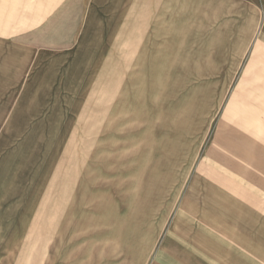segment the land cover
<instances>
[{"label":"rangeland","instance_id":"1","mask_svg":"<svg viewBox=\"0 0 264 264\" xmlns=\"http://www.w3.org/2000/svg\"><path fill=\"white\" fill-rule=\"evenodd\" d=\"M34 2L0 0V56L2 38L11 34L6 31L18 26L22 10ZM193 35L182 73L174 67L157 73L151 66L128 84L123 107L106 119V113L77 110L73 127H67L69 114H59V125L47 129L60 143L61 177L59 227H54L59 235L55 242L45 240L44 264L104 263L98 245L115 226L103 221H114L117 206L122 210L118 228L140 236L125 240L119 264H149L144 238L153 229L157 264L173 257L187 262L178 250L163 256V233L170 225L197 222L207 208L216 209L222 221L230 219L237 232L233 237L245 243L252 264H264V0H235L234 12L221 9L214 24ZM127 72L128 77L133 73ZM65 99L73 105L79 98L76 103ZM88 104L105 105L99 97ZM236 132L246 138L236 142ZM69 168L75 171L74 188L66 176ZM50 188L45 220L53 201ZM85 238L92 241L91 249L84 246ZM0 259V264L15 259L35 264L32 257Z\"/></svg>","mask_w":264,"mask_h":264},{"label":"crops","instance_id":"2","mask_svg":"<svg viewBox=\"0 0 264 264\" xmlns=\"http://www.w3.org/2000/svg\"><path fill=\"white\" fill-rule=\"evenodd\" d=\"M234 8L235 0H35L25 13L22 10L18 26L2 38L0 56V258L32 257L35 264H44L49 254L45 240L58 239L54 227L60 217V143L47 129L59 125V114H69L68 128L73 127L77 110L106 113V119L123 107L128 84L139 79L140 71L154 66L157 73L173 67L182 73L188 63L186 50L194 45L188 44L196 38L193 34L214 24L221 9L234 12ZM198 40L203 42V37ZM92 97L105 105L91 108ZM65 98H74V103L79 98L78 104L70 105ZM243 121L248 120L239 119ZM235 135L236 142L246 138L239 132ZM70 139L68 153L74 143ZM74 175L69 168L66 176L73 188ZM49 186L53 201L45 220ZM112 212L114 221L103 222L115 226V231L102 234L98 245L105 258L102 264H119L125 240L140 239L139 231L118 228L120 206ZM219 217L216 209L207 208L197 222L165 229L163 256L172 257V250H178L188 260L173 257L161 264H252L245 243L233 237L234 224ZM144 240L149 264H157L155 229ZM84 246L91 249L92 241L85 238ZM136 247L139 258L138 243Z\"/></svg>","mask_w":264,"mask_h":264}]
</instances>
